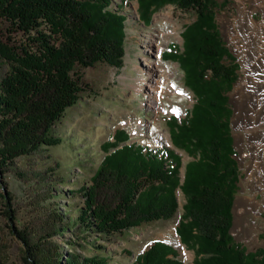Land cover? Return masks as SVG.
I'll list each match as a JSON object with an SVG mask.
<instances>
[{"label":"trees","instance_id":"1","mask_svg":"<svg viewBox=\"0 0 264 264\" xmlns=\"http://www.w3.org/2000/svg\"><path fill=\"white\" fill-rule=\"evenodd\" d=\"M125 2L0 0V174L13 170L28 181V175L18 168L19 159L44 154L46 163L51 161L48 149L63 141L53 134V128L82 99L81 70L98 64L122 67L127 18L121 5ZM137 2L144 24L168 4L196 15L183 31L182 51L174 48L166 55L179 62L185 84L195 96L184 118L173 116L168 121L173 146L191 160L182 178L180 156L172 149L127 144V133L117 130L111 140L100 144L102 154L95 153L101 159L89 182L69 192L81 198L75 219L55 203L37 241L32 242L25 230L12 227L26 250L23 263L109 264L101 252L84 257L64 252L53 237L80 230L84 240L94 237L109 242L143 224L168 220L178 209L180 189L185 203L176 232L194 251L193 264H264V249L248 252L230 233L240 171L227 94L239 66L215 21L216 10L225 8L229 0ZM52 163L54 169H49L54 172L60 165ZM48 173L45 169L35 176L46 178ZM56 197L61 194L53 188L45 201ZM2 207L3 215L14 223L16 214L9 197ZM134 264L182 262L171 246L156 241L135 257Z\"/></svg>","mask_w":264,"mask_h":264},{"label":"rangeland","instance_id":"2","mask_svg":"<svg viewBox=\"0 0 264 264\" xmlns=\"http://www.w3.org/2000/svg\"><path fill=\"white\" fill-rule=\"evenodd\" d=\"M115 1L120 3L125 0ZM222 1L218 0L219 3ZM251 1L229 0V4L225 8L217 9L215 15L220 36L239 66L237 79L227 94L228 104L232 109L231 133L236 151L235 159L240 171L230 233L234 241L243 245L248 252L264 249V192L259 180L260 169L257 166L253 167L262 153L256 146L257 143L251 144L249 141V132L252 135L249 117L247 115L241 117L237 123L238 127L233 121L235 108L239 102L233 101L231 95L241 76L244 77L246 86L242 85L238 93L248 92V87L252 83L250 76L255 72L262 73L264 68L255 71L252 53L257 47L253 44L249 49L245 37L241 35L238 27L232 26L231 22L239 14L241 6L250 10ZM121 6L127 18L123 65L121 68H115L107 64H98L79 72L84 84L82 99L68 108L61 120L55 124L53 134L60 136L63 141L60 145L49 148L47 152L52 162L59 163V168L51 172L54 169L53 163L51 161L46 163L43 159L44 154H40L19 159L17 162L18 168L28 175V181L21 180L13 170L0 174L2 264H24L22 258L26 255V250L22 241L12 232V227L25 230L30 240L35 242L44 233L48 211L56 207L55 203L60 204L62 212L69 213L72 219L76 218V208L81 198L79 195L72 197L69 192H76L83 184L89 182L101 159V156L97 155L102 154L100 144L111 140V136L117 130L127 133L129 138L127 144L140 145L150 150L166 147L172 149L180 156L182 163L180 175L182 178L184 176V167L191 157L173 146L168 121L173 116L184 118L186 112L193 107L195 96L185 84V74L179 62L166 55L170 49L182 51L183 31L195 20L196 15L193 10L183 11L168 4L153 13L150 22L144 24L140 19L137 0H126ZM261 7L264 9V4ZM250 16L259 22L262 19V12L256 9ZM141 37L152 38L153 50L148 52L142 47ZM261 38L264 40V36ZM156 45L160 48L159 54L155 52ZM247 49L249 53H246ZM141 56L147 58L151 65L154 62L158 64L153 73L146 74L142 71ZM157 76L160 79V90H152L149 86L152 79ZM157 98L159 110L149 104L151 99ZM261 160L264 162L263 157ZM50 167L53 168L49 169ZM45 169L49 172L46 178L35 176L36 172L41 173ZM248 173L252 174L247 179ZM53 188L59 191L61 197L45 201ZM176 194L178 209L168 220L143 224L122 235L112 237L109 242L94 237L84 240L80 230L55 235L53 241L58 243L64 252H76L81 257L101 252L107 256L109 264H134L137 255L146 251L154 242L161 241L177 252L182 264H193L194 251L181 242L176 232L185 203L184 194L180 189ZM6 197L11 199L16 214L14 223L2 213ZM65 204H69V207ZM68 240L71 244H68ZM97 245L105 249L101 250L96 247Z\"/></svg>","mask_w":264,"mask_h":264},{"label":"bare ground","instance_id":"3","mask_svg":"<svg viewBox=\"0 0 264 264\" xmlns=\"http://www.w3.org/2000/svg\"><path fill=\"white\" fill-rule=\"evenodd\" d=\"M250 3L252 4V7L249 11L243 6L239 8V14L234 17L231 24L232 26L238 27L241 35L245 37L246 44L249 46V49L251 46H253V44L256 45L257 49L255 52L252 53V65L255 67V71H257L260 70L259 68H264V40L261 38L264 36V9L263 7H261L264 4V0H252ZM256 9L262 12V19L259 22L255 21L253 17L250 16ZM157 18L158 16L156 17V20ZM141 40L142 47H144L148 52L153 50L154 43L152 42L153 40L151 37H141ZM155 47L156 54H159L160 48H158L157 45ZM249 49L246 50V53H249ZM140 61V68L146 74L153 73L155 67H158V64L156 62H154L152 66L149 60L143 56L140 57ZM245 66L246 65H244V67ZM250 79L252 82L251 86L248 87V92L251 89L250 93H238L239 91H241L242 85L246 86V84L244 83L243 76H241L239 81L235 84L234 92L231 97L233 98V101H235L236 103L239 102V104L236 105L233 121L237 125L240 118L245 117L246 115L251 121L250 131L252 132V135L249 132V141L251 144L252 142L253 144L257 143L256 146L262 153L261 157L259 158V161L254 162L253 167L257 166L260 169L261 173L259 176V180L264 192V162L261 160L262 157L264 158V135L262 136V133L264 132V71H262V73L255 72V74H252L250 76ZM245 81L247 82L248 78ZM149 87L152 88V90H160L159 76L152 79V83ZM149 104L151 107H154L156 110H159L158 98L151 99ZM252 172L254 171L252 170ZM251 174L248 173L246 178L248 179Z\"/></svg>","mask_w":264,"mask_h":264},{"label":"water","instance_id":"4","mask_svg":"<svg viewBox=\"0 0 264 264\" xmlns=\"http://www.w3.org/2000/svg\"><path fill=\"white\" fill-rule=\"evenodd\" d=\"M232 210H233V208H232Z\"/></svg>","mask_w":264,"mask_h":264}]
</instances>
